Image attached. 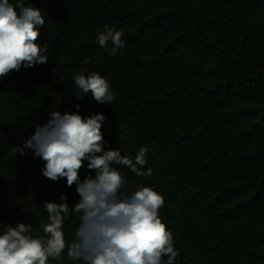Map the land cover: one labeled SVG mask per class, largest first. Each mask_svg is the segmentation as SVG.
I'll return each mask as SVG.
<instances>
[{
	"label": "trees",
	"instance_id": "1",
	"mask_svg": "<svg viewBox=\"0 0 264 264\" xmlns=\"http://www.w3.org/2000/svg\"><path fill=\"white\" fill-rule=\"evenodd\" d=\"M42 10L36 43L49 61L0 78V222L32 225L47 238L45 201L72 209L80 197L66 178L44 177L45 162L22 146L49 113H93L106 150L135 162L141 147L151 176L113 165L124 191L150 187L179 255L174 264H264V0H9ZM122 31L112 54L97 35ZM98 72L114 99L100 104L72 78ZM80 105V109L76 105ZM80 170V180L95 170ZM140 167V166H137ZM80 213L64 217L68 257ZM0 234H3L0 230ZM167 257H162L166 261Z\"/></svg>",
	"mask_w": 264,
	"mask_h": 264
},
{
	"label": "clouds",
	"instance_id": "2",
	"mask_svg": "<svg viewBox=\"0 0 264 264\" xmlns=\"http://www.w3.org/2000/svg\"><path fill=\"white\" fill-rule=\"evenodd\" d=\"M37 25H45L42 10L32 6L20 7L19 14L9 0H0V78L21 67L33 68L48 63V45L36 43L40 32ZM122 31L105 26L96 42L106 47L112 42V54L125 46ZM73 83L100 104H109L114 96L107 80L98 72L87 77L76 75ZM76 108L79 110L80 105ZM106 116L93 113L84 117L77 113L52 111L44 125H37L34 134L22 146L13 150L24 156L31 150L42 159L44 177L58 182L66 178L68 187L76 185L80 200L70 209L67 196L62 203L45 201L43 208L50 223L44 225L47 238L28 235L32 225L16 226L0 222V264H48L56 260L66 248L62 226L67 213H80L76 239L68 247L67 255L83 264H174L178 251L174 249L172 234L159 216L164 198L150 187H139L132 193L124 191L125 181L113 165L131 169L137 176H151L152 169L141 170L146 164V148L141 147L135 162L122 156L120 150H106L102 125ZM95 170L80 180V170ZM140 166V167H137ZM167 257L162 261V257Z\"/></svg>",
	"mask_w": 264,
	"mask_h": 264
}]
</instances>
